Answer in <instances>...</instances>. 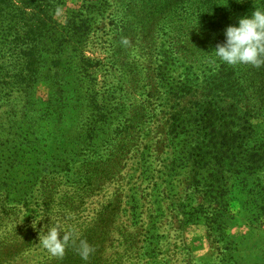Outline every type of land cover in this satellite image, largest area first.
I'll return each mask as SVG.
<instances>
[{
  "label": "trees",
  "instance_id": "obj_1",
  "mask_svg": "<svg viewBox=\"0 0 264 264\" xmlns=\"http://www.w3.org/2000/svg\"><path fill=\"white\" fill-rule=\"evenodd\" d=\"M182 1L0 0V264H115L116 199L128 209L179 171L218 226L234 190L250 219L264 212V69L216 59L229 23ZM52 222L70 233L60 257L39 246ZM232 248L221 264H237Z\"/></svg>",
  "mask_w": 264,
  "mask_h": 264
},
{
  "label": "rangeland",
  "instance_id": "obj_2",
  "mask_svg": "<svg viewBox=\"0 0 264 264\" xmlns=\"http://www.w3.org/2000/svg\"><path fill=\"white\" fill-rule=\"evenodd\" d=\"M109 1L112 5L116 4L115 0ZM81 2L82 0H66V7L77 8ZM184 3L208 8L209 14L215 16L214 19L225 17L229 25H236L239 18L250 15L255 8L264 7V0H185ZM219 8L228 9V13L219 14ZM59 16L60 14L57 15ZM208 17L192 13L189 19ZM101 32L102 30H97V35L100 36ZM89 45L96 57H104L99 52L97 41L93 39ZM243 67V70L248 69L249 72L264 69V65ZM252 85L264 95L263 81ZM262 103L264 105V97ZM165 152L152 146L148 153H144L150 158V171H162L163 166L159 163L166 156ZM161 182L162 180L156 181L154 186L151 180L141 183L139 189L143 191V195L139 194L128 201V209L125 208L127 199H116L115 204L119 209L114 211L109 240L105 243V251L107 255L112 254L115 264H221L227 256L224 251L225 242L229 241L237 264H262L264 212L250 219L243 207L245 198L237 190L231 194L227 223L218 226L220 217H212L207 212L193 213L201 200L195 196L188 198L185 192L186 181L180 171L168 184ZM138 184L139 181L136 185ZM193 215L196 218H191ZM205 217L207 220L203 219ZM82 227L91 226L86 223ZM108 245L112 249H108Z\"/></svg>",
  "mask_w": 264,
  "mask_h": 264
},
{
  "label": "clouds",
  "instance_id": "obj_3",
  "mask_svg": "<svg viewBox=\"0 0 264 264\" xmlns=\"http://www.w3.org/2000/svg\"><path fill=\"white\" fill-rule=\"evenodd\" d=\"M213 52L216 59L228 66L264 65V7L255 8L250 15L239 18L236 25L226 27L223 43L217 44ZM69 239L70 233L58 222H52L41 229L39 246L50 255L60 257ZM80 244L81 255L87 259L91 248L86 241Z\"/></svg>",
  "mask_w": 264,
  "mask_h": 264
}]
</instances>
